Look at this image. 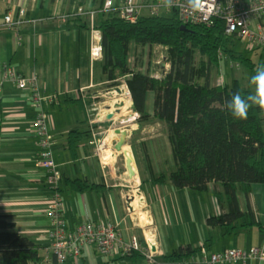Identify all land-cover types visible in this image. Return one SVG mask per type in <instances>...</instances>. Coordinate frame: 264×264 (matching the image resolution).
Here are the masks:
<instances>
[{"label":"crops","instance_id":"1","mask_svg":"<svg viewBox=\"0 0 264 264\" xmlns=\"http://www.w3.org/2000/svg\"><path fill=\"white\" fill-rule=\"evenodd\" d=\"M104 3L105 0H0V22L7 12L15 14L20 7L25 9L27 20L20 31L0 27V215L12 220L16 230L37 246L42 259L38 263L29 261V264H60L49 251L47 209L52 191L44 170L38 165L40 146L33 131L38 108L32 102L29 88H19L4 80L6 68L23 75H38L46 93L60 96L58 103L47 104L45 109L50 115L53 159L62 174L58 191L65 205L68 228L73 229L83 221H114L122 242L137 236L142 247H150L153 252L151 260L138 250V254L131 255L120 247L104 255L90 244L64 264H195L200 251L177 261L167 260L165 256L186 246L199 250L201 244L205 245L207 253L260 244L264 236V183H254L248 191L238 185L236 190L239 210L251 212L263 230L252 225L222 235L220 226L207 222L209 216L228 211V204L221 206L216 197V193L224 190L222 184L210 181L206 189L198 190L176 187L170 180L152 182L153 176L161 172L169 174L175 169L166 123L153 116L154 91L146 93L145 112L149 116L145 118H139L132 99L129 107H125L124 101L117 113L112 105L104 109L94 104L107 90L125 85L123 78L120 79L122 86L107 79L102 56L93 58L90 54L91 25L95 27L98 13L104 11ZM172 10L164 7L160 14L169 16ZM91 11L95 12L93 24ZM144 14H148L146 9L142 11ZM262 24L264 26V21ZM236 50L244 55L248 53L264 66V47L253 48L241 41ZM147 56L154 66L150 70L148 65L150 75L159 77L169 69L165 48L157 44L138 47L131 43L129 63L132 68L145 72ZM219 56L218 67L210 77L211 84H219L216 83L219 75L223 84L238 80L242 86L250 87L252 74L245 69L243 75H238L240 65L223 53ZM72 91L79 92L80 96H71ZM110 112H115L114 117L106 119L104 115ZM122 117H127L124 146L132 157L134 176L126 171L125 157L123 166L116 164L119 173L111 175L110 164L103 163L99 155L105 136L110 137L111 143L118 139L114 129L122 126L119 123ZM262 124L264 128V111ZM104 125H109L108 133L100 137L99 144L92 143V132L105 129ZM71 130H78L82 135L74 155L67 147ZM134 177L138 178V183L133 181ZM74 178H84L99 187L75 191L67 182ZM137 189L144 195V207L136 204L134 192ZM243 264H264V260H249Z\"/></svg>","mask_w":264,"mask_h":264},{"label":"trees","instance_id":"2","mask_svg":"<svg viewBox=\"0 0 264 264\" xmlns=\"http://www.w3.org/2000/svg\"><path fill=\"white\" fill-rule=\"evenodd\" d=\"M185 26L182 27L176 10L169 16L144 14L136 22L124 20L116 11H101L95 27L101 32L102 69L115 85L123 78L139 118L149 116L145 112L147 91L155 93L153 116L166 123L175 169L169 174L161 172L153 176L152 182L170 180L176 187L198 190L206 189L210 181L218 182L224 190L216 193L217 200L221 206L227 203L229 208L209 216L208 224L220 226L222 235L252 225L263 230L251 212L239 210L236 190L238 185L248 191L252 184L264 183V110L252 107L247 119H235L226 102L233 93L239 91L246 96L252 89L238 80L216 85L210 82L219 64V51L252 75L263 65L236 50L237 38L235 34L225 33L221 17H215L209 24ZM131 43L138 47L157 44L165 48L169 69L157 77L132 68ZM81 138L78 130L69 131L67 147L73 155ZM67 182L75 191L99 187L84 178ZM198 251L186 246L165 257L177 261ZM41 259L33 240L18 232L12 220L0 215V264L38 263Z\"/></svg>","mask_w":264,"mask_h":264},{"label":"built area","instance_id":"3","mask_svg":"<svg viewBox=\"0 0 264 264\" xmlns=\"http://www.w3.org/2000/svg\"><path fill=\"white\" fill-rule=\"evenodd\" d=\"M164 7L162 0L146 2L122 0L119 3H115L113 0H105L103 8L107 12L116 11L121 18L128 22H136L142 15L143 9H146L149 15H157ZM167 8L176 10L182 24H209L212 23L215 17H221L225 23L226 34H235L238 40L247 42L250 47H264V26L262 24V21H264V0H204L203 7L197 12L189 9L187 0H174V4ZM94 15L95 12L91 11L92 24ZM26 21L25 9L20 7L15 14L7 12L0 22V27L20 31ZM91 28L93 34L90 42V54L93 58H100L102 56L101 32L95 29L93 25H91ZM219 55H222L221 51H219ZM4 80L15 83L19 88H29L32 102L38 108L33 120V131L40 146L38 165L44 170L46 183L52 191L47 217L50 224L49 251L55 257V260L60 264H64L69 258L79 255L81 249L90 244H94L98 251L104 255H110L120 247L124 253L138 250L151 260L153 252L150 247L143 248L137 236H132L128 242H122L118 233V226L114 221H83L73 229L68 228L64 214L65 205L58 191L62 174L57 169L53 159V141L49 135L50 115L45 109L47 104L58 103L60 96L55 93H46L40 77L35 74L23 75L6 68ZM221 80H219V83L222 82ZM124 87H120L121 92L116 91L113 87L107 90L102 98L106 101L121 98L123 101L128 99L130 102V92L126 85ZM69 94L74 97L80 96V93L76 91ZM135 116L136 114H134ZM126 119L127 117L119 119L121 127L125 125ZM100 130L102 129L92 132V143L99 144ZM198 248L200 255L195 264H243L249 260H264V236L260 244L250 247L224 248L211 253H207L204 244L199 245Z\"/></svg>","mask_w":264,"mask_h":264},{"label":"clouds","instance_id":"4","mask_svg":"<svg viewBox=\"0 0 264 264\" xmlns=\"http://www.w3.org/2000/svg\"><path fill=\"white\" fill-rule=\"evenodd\" d=\"M165 7H171L174 0H162ZM204 0H187L189 9L193 12L200 11ZM211 7V5H209ZM249 94L242 95L239 91L232 94L231 99L226 102V108L235 119L245 120L248 117L249 109L258 107L264 110V66H258L249 79Z\"/></svg>","mask_w":264,"mask_h":264},{"label":"water","instance_id":"5","mask_svg":"<svg viewBox=\"0 0 264 264\" xmlns=\"http://www.w3.org/2000/svg\"><path fill=\"white\" fill-rule=\"evenodd\" d=\"M182 27L183 28L186 27L185 24H182ZM162 65H164V63H162ZM115 90L118 92H121L120 87H115ZM108 102L110 103V105ZM94 104L97 106H101L104 109H109L112 105L113 107H115V110H116L115 112L117 113L120 111V108L124 105V101L121 98L115 99V100L110 99V101H106L103 98H101L100 100L96 101ZM115 112L107 113L106 115H104V117L106 119H112L114 117ZM114 132L116 134H118L119 137H118V139L112 141L113 148L117 151H121L123 146H124V143H125V139H126V135H127V127H125V126L117 127L114 129ZM124 152H125V168H126V171L129 175L134 176L135 171H134L133 164H132V157L127 151H124ZM109 173L111 175H115V174L119 173V170L117 168L116 163L110 164ZM134 198H135L137 206L144 207V205H145L144 195L142 194L141 190H139V189L135 190Z\"/></svg>","mask_w":264,"mask_h":264},{"label":"bare ground","instance_id":"6","mask_svg":"<svg viewBox=\"0 0 264 264\" xmlns=\"http://www.w3.org/2000/svg\"><path fill=\"white\" fill-rule=\"evenodd\" d=\"M125 107H129V101L128 99L125 100ZM128 147L123 146L121 151H117L113 148V145L111 143V139L110 137L107 135L103 138L102 140V144L100 147V158L103 161V163L105 164H111V163H116L119 160V157H121V155H123L125 157V152L124 151H128ZM130 154V153H129ZM133 181L138 183L139 180L137 177L133 178Z\"/></svg>","mask_w":264,"mask_h":264},{"label":"rangeland","instance_id":"7","mask_svg":"<svg viewBox=\"0 0 264 264\" xmlns=\"http://www.w3.org/2000/svg\"><path fill=\"white\" fill-rule=\"evenodd\" d=\"M240 46H241V41L240 40H236L235 41V47L236 48H240ZM246 55H248V53H246ZM146 63H145V72H148V65H149V68H150V70L152 69V68H154V66H151L150 64V59H149V57L147 56V58H146V61H145ZM247 70V69H246ZM244 71H245V68H243V67H241V66H239L238 67V69H237V74L238 75H243V73H244ZM215 74V73H214ZM213 74V75H214ZM225 74V73H224ZM214 76H217V73L214 75ZM243 77V76H242ZM218 78V80H216V83H219V80L221 79H219V75L216 77V79ZM120 82H119V84L120 85H118V86H122V85H124V83L121 81V80H119ZM200 81L201 82H204V79H200ZM222 82H220V84H223V82H224V80L222 79L221 80ZM122 84V85H121ZM123 88H125L124 86H122ZM108 131H109V125L108 126H106L105 127V129H103V132L101 133V135H100V137H101V139H102V137L104 136V135H106L107 133H108ZM110 133H111V131H110ZM124 158V156L123 155H121V158L116 162V164L118 165V167L119 166H123V163L122 162H124V160H122Z\"/></svg>","mask_w":264,"mask_h":264}]
</instances>
